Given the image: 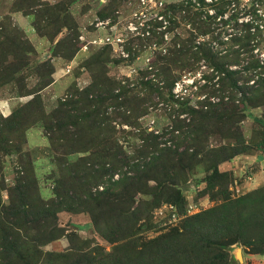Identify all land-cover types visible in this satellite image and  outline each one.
I'll list each match as a JSON object with an SVG mask.
<instances>
[{
    "label": "trees",
    "instance_id": "1",
    "mask_svg": "<svg viewBox=\"0 0 264 264\" xmlns=\"http://www.w3.org/2000/svg\"><path fill=\"white\" fill-rule=\"evenodd\" d=\"M77 1H14L10 13L32 17L36 35L51 43L50 58L35 66L36 49L22 29L0 24V85L15 81L18 95L31 97L9 115H0V264H233L234 245L247 250L248 264H256L264 257V186L233 198V173L220 169L252 150L258 156L264 152L263 116L254 117L258 141H247L242 131L252 110H264V58L255 54L261 36L255 20L240 23L235 15L227 16L230 0L169 3L159 15V26L168 25L164 32L158 34L154 27L152 36L127 47V57L112 59L113 48L101 47L81 63L91 81L83 88L72 85L47 111L41 93L55 81L53 58L70 64L82 48L71 12ZM99 16L108 14L101 11ZM147 50L152 57L137 68L136 78L110 75L113 64L133 65ZM203 67L207 91L193 106L174 93L175 84L183 82V72L197 74ZM26 68L39 77L32 89L21 75ZM159 107L172 123L161 133L148 132L140 120ZM33 127L47 140L56 167L49 177V198L41 193L30 158L21 156L12 184L7 185L3 172V158L23 153ZM212 137L227 144L209 148ZM199 167L206 175L196 182V190L205 183L199 195L216 204L187 215L181 185ZM164 204L174 206L182 217L180 226L145 238L158 225L154 214ZM63 212L86 215L93 233L111 250L77 231L67 233L60 225ZM63 237L69 242L64 251L42 249Z\"/></svg>",
    "mask_w": 264,
    "mask_h": 264
},
{
    "label": "rangeland",
    "instance_id": "2",
    "mask_svg": "<svg viewBox=\"0 0 264 264\" xmlns=\"http://www.w3.org/2000/svg\"><path fill=\"white\" fill-rule=\"evenodd\" d=\"M14 1L15 0H0V24L9 23L12 26H19L22 29L18 27L36 49V54L32 56L31 64V66H35L39 62H43L50 58L51 43L47 39L40 38L36 35L34 29L31 27L32 17L24 18L20 13H10ZM46 1L58 3L63 0ZM180 1L182 0H153L152 2H150V0H78L71 7V12L79 27L81 38L78 44L80 47L82 46V48L72 61V64H68L60 58H53L55 67L60 69L62 66L65 67V70H59L60 74L57 76L54 74V83L41 93L46 110L51 111L54 109L58 104V100L64 97L68 89L75 83L83 88L91 81L90 73L81 67V63L88 59L93 53L98 51L101 47L111 46L113 48L112 54L110 55L112 59L121 58V56L127 57V47L136 45L142 38H146L149 35L152 36L151 31L154 27V30L158 34L165 31L168 25L166 26V23H163L162 26H159L160 22L163 21L162 17L159 15L164 11L166 5ZM161 2L164 3L162 6L160 5ZM230 2L231 4L228 6L229 11L227 16L232 14L235 15L240 23L254 19L255 24L259 26L261 36L258 37L259 46L255 54L264 58V0H230ZM155 3H157V5ZM101 11L107 13L108 17L105 19L100 18L99 13ZM219 28L217 32L221 31ZM168 35L167 33L165 34L164 41L161 43L163 44V49L168 46ZM172 35L169 37V40L172 38ZM107 37L115 39L114 45L103 44V41ZM102 39L103 41L100 42ZM118 39H121V41L118 42ZM152 54L151 50H147L140 55L133 65L128 62H122L117 65L113 64L109 68L110 75L136 78L137 74L135 73L137 68L147 66ZM66 65L71 67L69 68ZM205 71L206 69L203 67L197 74L188 73L186 71L183 72V82L175 84L176 89L174 93H180L183 95V98H189L190 104L196 106L198 99L204 98L205 91H207L205 88L207 82L201 80L203 72L205 73ZM21 75L26 78L25 83L28 89L37 86L39 77L32 74L28 68L24 69ZM192 83H195L196 87H186V85H191ZM184 89L188 92L186 93ZM30 99L31 97H20L18 95L15 81L6 84L2 83L0 85V102L4 103V106H2L4 112L2 114L0 113V115H9L18 105L26 103ZM175 107H177V104H175ZM255 115L264 117V110L262 108L252 110L250 114H248L247 119L242 122V131L246 136V140L250 142H254V140L258 141L260 137L258 135L259 125L254 120ZM171 123V116L169 117L163 107L152 110L147 116L140 120L143 129H146L148 132H155L156 134L163 132ZM130 142L132 145L136 143L134 139H131ZM123 144L129 149L127 142L123 141ZM225 144H227L226 141L212 137L209 140L208 146L209 148H216ZM47 149L48 143L40 128L33 127L28 130L26 142L23 145V153L21 155L13 154L12 156L3 158L5 161L3 172L7 185L12 184L16 178V170L20 167L19 164L22 160L21 156H23V159L30 158L34 163L43 197H51L53 183L52 179L49 177L56 167L52 163V160H50ZM260 154L261 156H258V153L252 150L249 154L235 157L233 160L225 162L220 166L222 171H231L233 173V179L229 183L231 194L234 195L237 193V189H239V195L242 196L254 189L264 186V152ZM75 159V156L70 158L71 161ZM205 175L203 167H199L192 175V178L187 183H182L181 185V188L187 194V208L193 206L198 210V213L216 204V201H213L209 196L199 195L198 192L205 187V183L199 185L196 190V182L198 180H203ZM2 197L3 202L7 203L8 193L6 191L2 192ZM162 206L164 207L165 204ZM162 206L156 209L154 214V223L158 225H155L154 228L146 232L144 234L145 238L152 239L170 229V227L180 226V220L172 223L170 222L169 211L165 212L166 209ZM160 209H162V211ZM59 219L60 225L67 229V233L77 231L82 238L94 240L99 245L111 250L110 246L105 243L101 237L93 233L90 220L86 215L63 212L59 215ZM67 247H69V242L66 237H63L56 242L43 246L42 249L45 252H62ZM231 251V254L235 258L233 264H248L246 259L250 256L242 245H234ZM238 252H240L241 259L238 257ZM256 264H264V257L260 258L259 262Z\"/></svg>",
    "mask_w": 264,
    "mask_h": 264
},
{
    "label": "built area",
    "instance_id": "3",
    "mask_svg": "<svg viewBox=\"0 0 264 264\" xmlns=\"http://www.w3.org/2000/svg\"><path fill=\"white\" fill-rule=\"evenodd\" d=\"M153 0H150V2H152ZM210 1V0H209ZM156 5H157V3H155ZM164 3H160V5L162 6ZM101 41H103V39L102 40H100V42ZM121 41V39H118V42H120ZM104 43L103 44H107V45H114V43H115V39L114 38H111V37H107V38H105V40L103 41ZM70 68V67H69ZM69 68H68V70H69ZM237 193H235L234 195H233V197H239L240 195H239V193H240V190L239 189H237V191H236ZM238 194V195H237ZM163 207V206H162ZM164 209H166V211L165 212H168L169 211V219H170V222L172 223V222H176V221H179V220H181V216H179L177 213H176V209L174 208V206L173 205H168V204H165V206L163 207ZM161 211H162V209H160ZM160 211V212H161ZM196 213H198V210L197 209H195L193 206H190L188 209H187V215H194V214H196ZM163 214V213H162Z\"/></svg>",
    "mask_w": 264,
    "mask_h": 264
},
{
    "label": "crops",
    "instance_id": "4",
    "mask_svg": "<svg viewBox=\"0 0 264 264\" xmlns=\"http://www.w3.org/2000/svg\"><path fill=\"white\" fill-rule=\"evenodd\" d=\"M25 18V17H24ZM72 64V63H71ZM67 66V65H66ZM67 67H71V66H67ZM64 71L65 70V67H62L61 66V68L60 69H57L56 68V73H55V75L57 76L58 74H60V71ZM57 80V79H56ZM2 106H4V103L3 102H0V113L2 114L4 111H3V109H2ZM257 262H259V260L257 261Z\"/></svg>",
    "mask_w": 264,
    "mask_h": 264
},
{
    "label": "water",
    "instance_id": "5",
    "mask_svg": "<svg viewBox=\"0 0 264 264\" xmlns=\"http://www.w3.org/2000/svg\"><path fill=\"white\" fill-rule=\"evenodd\" d=\"M239 254H238V257L241 259V255H240V252H238Z\"/></svg>",
    "mask_w": 264,
    "mask_h": 264
}]
</instances>
